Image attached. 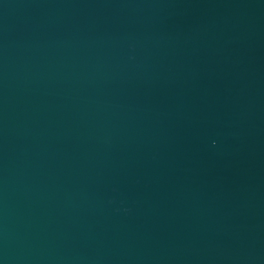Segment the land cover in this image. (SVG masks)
Masks as SVG:
<instances>
[{"label":"water","instance_id":"water-1","mask_svg":"<svg viewBox=\"0 0 264 264\" xmlns=\"http://www.w3.org/2000/svg\"><path fill=\"white\" fill-rule=\"evenodd\" d=\"M0 264H264V0H0Z\"/></svg>","mask_w":264,"mask_h":264}]
</instances>
